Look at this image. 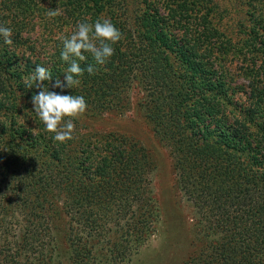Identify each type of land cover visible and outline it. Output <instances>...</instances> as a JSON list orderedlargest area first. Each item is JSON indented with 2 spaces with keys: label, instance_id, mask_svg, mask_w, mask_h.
<instances>
[{
  "label": "trees",
  "instance_id": "obj_1",
  "mask_svg": "<svg viewBox=\"0 0 264 264\" xmlns=\"http://www.w3.org/2000/svg\"><path fill=\"white\" fill-rule=\"evenodd\" d=\"M101 17L123 34L110 60L89 74L85 53L74 89L45 81L88 104L74 138L55 142L25 79L39 65L63 80L62 37ZM0 25L13 32L11 46L0 37V264H62V214L72 264H97L111 231L140 245L154 235L149 152L93 128L131 110L137 89L195 211L194 250L181 264H264V0H0Z\"/></svg>",
  "mask_w": 264,
  "mask_h": 264
},
{
  "label": "rangeland",
  "instance_id": "obj_2",
  "mask_svg": "<svg viewBox=\"0 0 264 264\" xmlns=\"http://www.w3.org/2000/svg\"><path fill=\"white\" fill-rule=\"evenodd\" d=\"M216 2L225 5L229 0ZM142 97L138 89L134 90L131 110L123 114H103L96 118L93 128L100 133L120 132L133 136L147 149L153 162L148 196L157 202L161 217L155 219V233L143 245L127 242L117 230L101 235L94 249L97 264H181L194 250L195 211L180 190L170 149L150 127L141 107ZM67 221L64 214L60 215L55 229L62 264H72L66 240Z\"/></svg>",
  "mask_w": 264,
  "mask_h": 264
},
{
  "label": "clouds",
  "instance_id": "obj_3",
  "mask_svg": "<svg viewBox=\"0 0 264 264\" xmlns=\"http://www.w3.org/2000/svg\"><path fill=\"white\" fill-rule=\"evenodd\" d=\"M59 6L55 10L49 9L47 15L55 17L61 15ZM12 29L0 25V37L9 46L13 44L11 37ZM123 38L122 32L112 23L110 18L101 17L94 23L87 20L80 21L75 25V30L70 36L62 37L63 48L61 59L69 64L65 70L64 79L59 77L53 83L51 72L43 66L37 65L34 72L25 79V86L29 89L35 87L39 91L32 96L34 113L39 121L45 126V130L53 134V140L59 143H66L74 138L75 123L88 108L83 96L60 94L50 91L45 86L48 81L51 87L59 88L63 92L67 89L79 87V77L84 74L85 69L80 62H85V53H90L95 60V65H87V72L95 74L96 65L103 66L114 55L113 45Z\"/></svg>",
  "mask_w": 264,
  "mask_h": 264
}]
</instances>
